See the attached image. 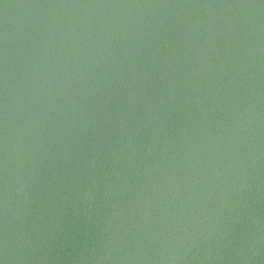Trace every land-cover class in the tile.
Here are the masks:
<instances>
[{"label":"water","instance_id":"water-1","mask_svg":"<svg viewBox=\"0 0 264 264\" xmlns=\"http://www.w3.org/2000/svg\"><path fill=\"white\" fill-rule=\"evenodd\" d=\"M0 264H264V0H0Z\"/></svg>","mask_w":264,"mask_h":264}]
</instances>
